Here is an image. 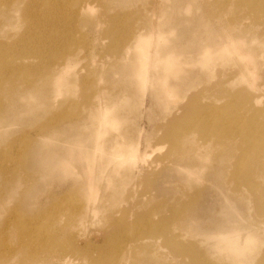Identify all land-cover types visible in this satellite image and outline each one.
<instances>
[{"label": "rangeland", "instance_id": "1", "mask_svg": "<svg viewBox=\"0 0 264 264\" xmlns=\"http://www.w3.org/2000/svg\"><path fill=\"white\" fill-rule=\"evenodd\" d=\"M137 29L150 38L125 62ZM230 38L245 48L199 62ZM150 51L177 54L182 72L151 79ZM242 89L239 108L264 99V12L254 0H0V264H194L192 242L211 264H264V165L229 128V95ZM210 109L196 125L186 116ZM184 116L195 126L174 122ZM98 132L93 169L76 151L92 150ZM66 147L74 157L62 168ZM227 220L257 238L243 262L210 237Z\"/></svg>", "mask_w": 264, "mask_h": 264}, {"label": "bare ground", "instance_id": "2", "mask_svg": "<svg viewBox=\"0 0 264 264\" xmlns=\"http://www.w3.org/2000/svg\"><path fill=\"white\" fill-rule=\"evenodd\" d=\"M87 4H83V6H86ZM254 8L257 12H259V11L264 12V0H254ZM258 17H260V15ZM260 18H262V17H260ZM254 26L256 27V25H254ZM237 30L239 32H242L245 29L242 26H240V27H238ZM245 31L248 32L247 29ZM35 32L36 31H34L32 33H35ZM146 38H150V37H146V35L141 31V29L135 30L134 34L132 36H130L129 40L127 41V43L124 46L125 47L124 51H126V52L124 53L125 56H123L122 59L125 60V62L127 60L129 61L128 58H129L130 51L132 48H135L137 50H138V48L143 49V47L148 43ZM230 41H231L230 45L226 44V43H222L220 48L216 49V50H211L210 47H207V48L205 47V49H203V52H202L203 59L200 60L199 62L203 65H209L211 62L214 61V58H213L214 54L218 55V53L221 52L220 53L221 56L222 55L223 56H231L234 52L237 53V52H239L245 48V46H244L245 43H243V41H244L243 39L230 38ZM149 44L151 45L150 42H149ZM150 45L147 47V50L150 49V47H151ZM258 46L262 47L263 43L259 42ZM35 49H36V47H35ZM42 49L40 47V49H38L37 51L35 50V51H36V53L37 52L40 53V51ZM251 51L252 50L250 49V52ZM31 52L33 53L34 50L30 51V53ZM147 52L148 51H146V54H147ZM145 57H146L145 59H147L148 63H151V60H152V61H155V64L153 65V68H152L153 69L152 78H151L150 74L148 75V71H145L143 73V78L147 77V75L151 79H154L155 77L158 78L159 74L162 72L161 69L163 70V72L165 74L170 73V76H174V77H178V74H180L182 72V68H181L182 62H180L179 56L173 52H167L164 56H161L158 51H155L154 53H152L150 51V53L148 55H146ZM22 58H20V59H22ZM24 58H27V57H24ZM22 61H23V59L20 62H22ZM139 62H142V61L137 60L135 63L133 62V64L135 65V68H136V69H134L135 70L134 73L137 77L140 76V72H141L139 70V68H137V66L139 67V65H140ZM159 62L163 63L162 68L159 67ZM72 64H73L72 60L68 59L67 62H64L63 64H61L60 67L57 68L58 72L55 76L56 86H60L64 83V80L61 78V76L66 75V72L70 69ZM146 80L147 79H145L144 81H146ZM67 82H69V79L67 80ZM243 92H244V89L238 90V92L229 95V101L230 102L235 101L234 105L231 108V112L233 113L232 114L233 118H232V121L229 122V128H232L236 131H240L242 133L243 137L245 138V140L247 142L248 153H249V151L254 152L255 153V159H257V161L263 163V164H261V167H262L264 165V109H258V106L263 104L264 99L261 96L256 95V97H255V95H254V97L252 99L250 98L251 99L250 102L247 100L240 101V103L245 104V107L239 108L238 106L240 104H237L239 101L236 102V98L240 93H243ZM227 106H229V105H227ZM184 107L185 106H179L176 109L175 115H177L182 110H184ZM195 108H198V107H195ZM239 109H242L243 112H240ZM99 110L102 111L101 113H103V114H104L103 111H106V110H103L102 107H100ZM194 110H196V109H194ZM212 110L213 109H210L208 111L205 110V112H201L199 110L196 113H187L186 116H187V118H189V117L193 118V123H195V125H196V121H195L194 117H198L200 115L202 116L203 114L208 115L210 117V115H213L215 112V111L212 112ZM190 111L192 112L193 110H190ZM244 113H245L246 117H245ZM247 113H250V116ZM251 113H253V114L251 115ZM101 116H102V114H101ZM261 117H263L262 121H260ZM187 118H185V116H184L181 120V119H177V117H175L174 122L175 123L177 122L179 125L181 124L180 126L181 127L183 126V128H188L189 126H195V125H191L192 124L191 120L189 122L185 121V119H187ZM105 121L106 120L103 121V119H101L100 124L103 125L104 124L103 122H105ZM182 124H184V125H182ZM99 134L100 133L98 132L97 135L95 136V139H93L94 146H92V150H91L90 144L86 145V146L81 144V146L76 151L77 157L87 161L88 163H90L92 161L90 164L92 165L91 168H93V169H94V163H95L93 151L96 148H98V151H99L100 145H101V141H99V139H100ZM194 139H195L194 135L190 134L187 138H185V144L190 146V147L194 146V149H195L196 143H195ZM89 140H90V138H89ZM117 141L119 143L118 137L116 138V136H115V140L113 141V144L111 145V149H115V147H118ZM249 145L253 146L252 150H250ZM88 146H90V148ZM137 148L138 147H134V146L132 147V149H131L132 155H134V156L137 155V153H136ZM66 150L68 152V155H64L61 158V160H59V161L57 160V164L62 168L65 167L67 165L68 161L74 157V155H73L74 150L73 149L66 147ZM90 151L92 152V156L90 155ZM113 155H114V153H113ZM114 165H115V163H114ZM104 170H106V168ZM91 171H93V170H91ZM94 178H95V176L93 175V172H92V175L89 177L90 185L93 184ZM241 230L242 229L237 226V223H236V225L231 224V221L227 220V221L223 222L221 225L217 226L216 229L211 234H210L211 231H205V233L210 234V237L214 238L216 240L215 246L217 248H219L222 251L227 250L230 253L228 255V257L231 259L230 261L243 262V259L245 258L247 251L251 248L252 245H254L256 243L257 238L252 236L251 234L243 235ZM180 233H181V231L179 230V232H177V234H176L177 237L178 236H180L182 238L186 237V234H182V233L180 234ZM158 241L159 240L157 238L145 237V238H142V241H140V244L141 245H149V246L151 245L152 247L155 248V250H157L156 246H158V244H157ZM192 243L190 244V247H188L189 248L188 253L191 255L192 262H194V264H211L209 262H206L201 257V255L199 254L198 251L197 252L194 251L195 250V248L193 246L194 243L193 244ZM183 257H184V259H181V260L175 259V260L183 263L188 258L187 255H184Z\"/></svg>", "mask_w": 264, "mask_h": 264}]
</instances>
